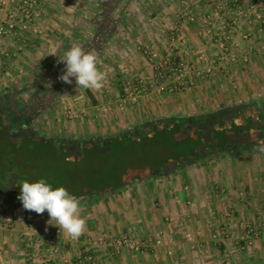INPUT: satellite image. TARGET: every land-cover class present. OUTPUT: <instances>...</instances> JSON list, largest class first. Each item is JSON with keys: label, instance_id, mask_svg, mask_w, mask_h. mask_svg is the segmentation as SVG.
Here are the masks:
<instances>
[{"label": "rangeland", "instance_id": "374dc122", "mask_svg": "<svg viewBox=\"0 0 264 264\" xmlns=\"http://www.w3.org/2000/svg\"><path fill=\"white\" fill-rule=\"evenodd\" d=\"M6 2L0 9V24L18 0ZM35 6L39 13L33 25L39 31L37 36L41 34L38 27L41 19L59 23L63 20L56 19V15L65 17L61 25L64 31L73 25L66 24L67 18L69 22L73 18L76 28H85L83 35L87 39L77 40V46L96 52L97 67L107 79L100 90L80 88L75 78L72 84H67L59 78L65 66L56 69L34 62V56L41 59L45 54L54 55L53 49L41 48L37 56L26 51L30 34L34 33L19 31L17 27L19 37H0V41L17 48L13 54L0 49V93L22 88V82L30 75L43 76L48 74L45 70L54 71L38 87L40 90L28 92L32 100L24 99L35 106L37 114L47 109L44 118L39 115L33 130L36 136L49 142H35L24 136L21 143L15 139L8 143L3 136L4 128L0 127V178L18 180L20 185L43 178L53 188L63 186L78 199H87L90 191L96 193L102 203L92 207L91 213L99 217V225L94 223L92 232L100 234L90 237V241L78 239V246L75 242L71 248L72 241L62 239V229L57 234L53 226L51 233L46 223L45 229L38 233L40 247L35 250L22 243L25 237L16 233L18 227L13 222L8 227L0 222V235L8 240L16 233L19 240L10 239L15 240L17 247L13 248H24L30 254L28 260L16 258L6 262L81 264L78 258L87 249L97 264H117L123 258L126 264H264V210L254 205L245 209L249 199L246 201L244 195L237 194L234 209L220 208L217 212L213 207L217 200L216 184H206L203 192L194 191L192 181L184 179L189 183L184 180L181 183V169L172 171L184 164L197 147L212 139L206 132L211 127H200L197 136L196 129L191 130L189 125L183 130L169 125L172 118L218 113L213 106L226 111L227 104L240 107L255 102L264 109V0H40ZM121 11L124 17L114 22ZM92 18L106 20V35L104 30L98 38L92 35ZM20 19H15L17 26ZM149 49L157 54L156 62L150 60ZM180 62L186 71L176 70ZM158 72L160 77L156 76ZM142 77L150 82L143 86L140 98L134 103L121 102L122 81L134 85ZM169 83L178 89L159 91ZM53 90H58L56 98L50 95ZM250 115L245 114L238 121L242 127H248ZM164 121L155 131L149 130L151 125L157 127ZM261 124L262 118L249 124L252 127L249 133H255L253 137L261 136L258 133L263 128ZM256 127L259 129L255 132ZM141 128L147 130L138 135ZM53 141L58 143L53 145ZM73 148L77 152L72 153ZM199 149L202 152L203 146ZM172 172L174 179L156 183L152 193L141 189L137 199L132 196L135 199L132 203L122 202L117 196L116 189L121 184L133 185ZM105 200L107 204L103 203ZM20 207L18 203L10 207L13 221L18 215L19 223L34 229L46 221L44 213L31 217L29 210L23 211L21 220ZM124 210L128 213L117 214L118 219L111 217ZM228 219H232L229 225ZM39 228L42 229L41 225ZM125 236L151 242L139 252H131L115 246ZM50 238L55 239L57 252L51 251L47 243ZM8 245L2 250L11 254ZM3 247L0 243V250ZM105 252L107 262L97 258ZM59 257H63L61 263Z\"/></svg>", "mask_w": 264, "mask_h": 264}, {"label": "crops", "instance_id": "0c3cea01", "mask_svg": "<svg viewBox=\"0 0 264 264\" xmlns=\"http://www.w3.org/2000/svg\"><path fill=\"white\" fill-rule=\"evenodd\" d=\"M69 15L70 13H68V16ZM55 17H57L56 19L60 21L61 19L63 20L65 19V17H63L62 15H56ZM67 19H68L67 23L65 22L67 25L72 24V23L74 25L73 18L71 22H69L70 18H67ZM63 20L59 23L58 21L52 22L51 20H48L47 18L46 19L43 18L39 21V24H38L39 25L38 27L41 30L40 31L41 34L39 36L30 34L32 37L31 41L25 46L26 51H28L29 53L34 52V55L37 56L38 51H40L41 48L44 49V51H49L48 46L50 47V49H53L54 55L50 53L49 55L45 54V56L41 59H37L35 56L33 57L34 62H37L39 65L41 64V66L43 67L47 66L49 68L55 67L56 69H61L65 65L64 63L59 61V57L62 56L63 53L66 52L67 50H70L72 47L78 45L77 40H75L73 37L74 36L73 30L76 29V27L73 25L71 26L69 25V28L67 29V31H64V28L62 29V26H61L62 24H64ZM0 49H2L3 51L4 50L8 51L10 54H13L14 52L16 53L17 51V48L14 44H10L2 40L0 41ZM4 64L6 63H3V65ZM0 68L2 70V67ZM4 68H6V65ZM40 72L41 71H39L38 73ZM52 72L54 71L45 70V73L46 74L48 73L47 75L42 74L43 76H40V75L37 76V73H35L32 76L30 75L26 78V80L22 82V85H21L22 88H15V89L13 88L14 90L12 89L7 93L5 92L0 93V124H1L0 127L2 129L4 128V132L1 130L3 132V136H8L9 140L13 141L15 139V142L17 141L20 143L22 142L24 136L28 137L32 141L34 140L35 142H45L46 141L40 136L38 135L36 136V134H34L33 125L37 123V119L39 118V115H41L42 117L46 116V114L44 113L47 112V109H44L43 111H40V112L38 111V114H37V111L35 110V106L34 105L30 106V103H28L24 99L26 98L27 100H32V99H29L32 97L28 98V95H29L28 92L30 91L35 92L34 89H36V91L40 90L38 89V87L43 85V82L45 83L48 77L52 75ZM58 90H53L54 92L52 91L53 93H51L50 95L53 98H56L57 97L56 93L58 92ZM23 104H26L24 108L21 107V105ZM234 105L236 104H233V105L227 104L226 107H224L226 111L221 110V108L218 106H213L212 109H217L215 111H217L218 113H221L222 111L221 115L224 118L226 114H231L229 115L230 117L227 116L225 120H228V119L231 120L234 116L233 114L237 113L238 111L243 112L244 110V111L249 112L248 108L250 110L252 108H256L257 110L260 109L261 113H263L262 124L260 125V127H263V130H264V109L261 108L259 103H255V102L248 103V104L246 103V104H242L240 107H236ZM24 118L28 119V121L30 122L29 129L32 130L33 134L36 137H30L27 134L26 135L22 134L23 126H24L22 123H23ZM224 127L225 125L219 128L223 129ZM234 135L235 133L234 134L228 133L227 138L224 140V142L219 140L218 142H215L213 144L211 143L210 139H207L206 140L207 142H205L206 148H204L201 152V158L196 160L195 163H191L190 161H187L185 162V164L186 163L188 164V162H190V164L189 165L186 164L185 166L184 165L182 166L180 170L181 171L180 175L182 176L181 183L183 182L184 179L189 180V182L192 181L190 184L193 185L194 191H200V192H203V190H205L203 186H205L206 184H207L206 186H211L213 184H216L217 186L215 187L216 188L215 195H217V197L215 196V198L217 200H215V202L213 203V207L214 209L217 210V212H219L221 209H229V210L234 209V206H236L234 202H235V197L237 194L244 195V198L246 199V201L247 199H249L247 203L245 201V203L247 204L245 209H251V207L254 205L255 207L261 208V210H264V151L260 150L262 147H264V134H263L262 139L256 140V139L251 138L254 135L251 136V133H249V130L246 131L245 129L240 128L239 131L237 132V135L235 136ZM54 143H58V142L53 141V145ZM221 143L224 145L223 152H221V146H222ZM209 153H211V155ZM192 165L194 166V168H192L193 167ZM10 177L11 176H9V178ZM171 178L172 179L175 178L173 177V173H170L166 177H158V178L153 177L152 179H149L147 181L142 180L143 182L140 181L137 184H133V185L126 184L124 187L121 188V190L117 191V196H119V199L122 202L128 201L129 203H132V201L137 199V196L141 193V189H142V192L146 191V192L152 193V191H155L154 188L156 186V183L160 184V182H166ZM198 180H200L202 183L204 182V184L199 183ZM185 182L186 184L189 183L188 181H185ZM198 183L200 186H198ZM9 187L14 188L16 193L21 191V185L19 184L18 180H15V179L7 180L6 178L5 179L0 178V216L6 215L9 218H11L10 207H15L16 204L18 203L19 206H22L18 209V211H20L19 217L22 220L23 218L22 216L24 215L23 211L26 209H24L22 202L18 199V196H16V194L13 195L12 192L9 191V189H11ZM88 194L92 196L89 199L90 201L88 203H86V201L80 202L81 203L80 215L83 219H85L86 227H85L84 234L79 237V240L83 239V240L90 241L91 239L90 237L97 236V234H100V231L97 233L92 232L93 228L95 227L94 223L99 225L98 223L99 217L96 216L97 213L96 214L91 213L92 207L95 206V204H97L98 202L99 204L102 203V201L101 199L97 197L96 193L89 192ZM114 195L115 193H111V196H114ZM132 196L136 198L134 199ZM220 196H224L225 199L221 198ZM103 203L107 204V201L105 200ZM99 207L101 208V206ZM125 211L126 210L120 213L116 212V216H111V217L118 219L117 214H121V213L127 214L128 212H125ZM29 212L32 213L30 215L31 217L32 215H35V214L38 215L34 211L29 210ZM44 215L47 216V217L44 216V219H46L45 222L43 221L40 222V217L39 216L36 217L38 222L41 223L40 225L42 229L39 228L40 225L39 226L36 225L35 227H38V228L34 229L32 227H28V224L23 225V223L22 224L19 223L18 215H17L16 221L12 220L13 226L18 227L16 230L17 231L16 233H21V237L22 235L25 237L24 238L25 240L22 243H27L28 247L33 246L35 250H38V248L40 247L39 245L40 243L38 242L40 241L39 234H41V230L43 231L45 229L46 223H47L46 228L51 229V233H54L55 228H56L55 232L57 230H61L59 229L58 226L53 224L54 221H50L51 218L48 216L47 211L44 212ZM49 222L51 223V225H48ZM230 222H232V219H228V221L226 222L227 225H229ZM30 224L31 223L29 222V226ZM118 224L120 225V221ZM33 229L34 231H32ZM26 230L27 232L30 230L29 231L30 233L28 232L29 235H26L27 234ZM62 231H63L62 239L64 241H68V240L72 241V243L70 244L71 248H73V245L75 242L78 246V243H79L78 239H72L71 237L67 238L69 237V235L63 229ZM16 233L11 234L10 239L16 237V241L19 240ZM10 239L7 240V238H3L2 235H0V243L3 244L4 246L0 250V264H8L6 262L7 260L12 261V260H15L16 258H18L21 261L22 259L28 260L29 259L28 256L30 254L24 252L25 250L24 248L23 249L13 248L17 246L15 243V240H10ZM33 243L35 246L33 245ZM5 244H9L8 248L10 247L13 253L11 252L10 254L9 251L2 250V249H5ZM64 244H66L67 247L69 245V244L67 245V242H65ZM41 245H42V242H41ZM20 246L23 247V244H20ZM48 253H49V249L47 251V254ZM106 254H107L106 252L102 253V255L100 256L98 255L97 258H100L103 262H107L108 258ZM41 255L44 256L43 254ZM49 256L50 254L46 255L47 258H49ZM58 259H59L58 260L59 263L63 261L62 260L63 257H59ZM55 261L57 263V260H54L53 262ZM118 261L119 263L117 264H126L124 258L119 259Z\"/></svg>", "mask_w": 264, "mask_h": 264}, {"label": "clouds", "instance_id": "9594fccd", "mask_svg": "<svg viewBox=\"0 0 264 264\" xmlns=\"http://www.w3.org/2000/svg\"><path fill=\"white\" fill-rule=\"evenodd\" d=\"M64 63L65 71L59 77L63 82L76 85L83 89L100 90L105 86L106 74L97 67L95 51H85L74 46L59 57ZM264 151V147L260 149ZM18 199L24 209L50 216V221L59 229H63L72 239H79L85 232L86 221L80 215V200L68 192L63 186L53 188L45 179L35 182L25 181L21 184Z\"/></svg>", "mask_w": 264, "mask_h": 264}, {"label": "built area", "instance_id": "2783aa9c", "mask_svg": "<svg viewBox=\"0 0 264 264\" xmlns=\"http://www.w3.org/2000/svg\"><path fill=\"white\" fill-rule=\"evenodd\" d=\"M6 1L7 0H0V9L4 8L5 4L7 3ZM39 1L40 0H18V2H16L14 10L10 12L0 24V37L6 39L17 38L20 36L18 30L23 32L31 31L32 33H34V35H37L39 31L37 28H34L33 25L39 18V13H37V7L35 6ZM17 17H19V19L21 18L19 21V26H17V23L15 21ZM17 27L18 30L16 29ZM147 54L151 61H157V54L155 52L149 49ZM164 65H166V62L164 63ZM160 66H162V64H160ZM186 69V66L182 62L177 64L176 70L178 72H184L186 71ZM4 74L7 76L6 71ZM156 76L160 77V73L158 72ZM149 82L150 80L147 77H142L136 80V82H134V85L131 84L130 81L123 80L121 87L123 100H121V102H125L126 100H130L133 103L136 102L137 99L140 98L139 95L144 92L143 86L148 84ZM170 87V83L166 84L165 86H161L159 88V91L166 93L168 90L172 92L173 90L178 89L177 87ZM0 222L3 224V226L8 227L11 225L12 219L6 215H1ZM56 233L59 234L60 230H57ZM149 242H151V240L142 242L132 237L125 236L119 239L116 242L117 244L115 246L118 248H126L131 252H139L140 250L145 248ZM47 243L49 244L51 251L57 252L55 248V239L50 238L48 239ZM156 244H160V241H157ZM78 259L79 263L81 264H97V261L88 254L87 249L82 252Z\"/></svg>", "mask_w": 264, "mask_h": 264}, {"label": "trees", "instance_id": "16d2710c", "mask_svg": "<svg viewBox=\"0 0 264 264\" xmlns=\"http://www.w3.org/2000/svg\"><path fill=\"white\" fill-rule=\"evenodd\" d=\"M122 16L124 17V14L121 11L120 14L117 15L118 18L116 20H113V21L114 22L119 21V19ZM91 23L92 24H90V26L93 27V29H94L93 32H92V35L93 36L95 35L94 37L98 38L99 32L103 31L106 28V24H105L106 20H103L102 18H100V19L99 18L98 19L97 18H95V19L92 18L91 19ZM83 32H84V30H83L82 27L74 29L73 30L74 39L75 40L87 39L86 35L85 36L83 35ZM108 34H109V36H111L113 33L110 30V32H108ZM103 35H106L105 34V30H104V34ZM79 37H81V38H79ZM237 111H238V109H237ZM245 114H247V115L251 114L250 116H252V119L253 120L255 119V121H256V119L257 120H261V118L263 119V113H261L260 109L257 110L256 108H252L251 112H248V111L245 112L244 110H243V112H239L238 111L237 113L233 114L234 116H233V118L231 120H229V119L225 120V118L227 116L231 115V114H226L225 118H224L221 114L215 113V114H212L210 116L207 115L206 117H198V118L197 117H187V118H178V119L177 118H172L170 120V124L169 125H171V126L175 125L174 127L176 129H178V130L179 129L183 130V127H185L186 125H189V127H192L191 130L192 129H196L194 133H196L197 136L201 132L200 131L201 130L200 127L205 128L206 126H209L211 128H210V130H208L206 132L207 133L209 132L208 134L212 138L211 139V143L213 144L215 142H218L219 140L224 142V140L227 138L228 133H230V134L237 133L240 128H243L246 131L247 130L251 131L252 129H250V128H252V127H250L249 124H251V121H253L252 119H250V121H248V127H246V128L242 127L241 126L242 124H239V122H238V121H241V118L243 116H245ZM164 124H165V121L164 122H159L157 124V127L151 125L152 127L150 126L151 129H149V130H154L155 131L156 128H158L160 125L163 126ZM190 125H193V126H190ZM223 125H225V127L223 129H220L219 127H221ZM258 129L259 128L256 127L255 132L258 131ZM145 130H147V129H145V128H143V129L141 128V130L138 129V135H140V133H142ZM149 133L151 134V131ZM258 133H260L261 136L258 135L259 136L258 138H255V137H251V138L256 139V140L257 139H259V140L262 139L263 134H264L263 128H260V131ZM254 134L255 133H251V136H253ZM131 135H132V133H131ZM127 137H131V136H127ZM132 137H134V136H132ZM5 140H7L8 143H9V141H12V140L8 139V136H5ZM46 141L49 142V140H46ZM221 145H222L221 146V152H223L224 151V148H223L224 145L222 143H221ZM201 146H203V149L206 148L205 144H201L199 147H197L194 150V152H191V154L188 156V158L185 159L186 161L184 160V164H181V165L173 168L172 171L175 172V171L181 169L183 165H186L185 162H187V161H190L191 163H195L196 160L200 159L201 158V150L199 148ZM162 176H163V173H161V174H159V175H157L155 177L158 178V177H162ZM140 181H142V180H140ZM140 181H138V182H140ZM125 185L122 186V184H121L116 190H121V188L124 187ZM90 192H92V191H90ZM89 199H90V196L88 194L87 199L80 198L79 200H80V202H85L86 200H89Z\"/></svg>", "mask_w": 264, "mask_h": 264}, {"label": "flooded vegetation", "instance_id": "af4514ba", "mask_svg": "<svg viewBox=\"0 0 264 264\" xmlns=\"http://www.w3.org/2000/svg\"><path fill=\"white\" fill-rule=\"evenodd\" d=\"M14 122V121H13ZM24 126H23V131H22V134L23 135H28V136H31V137H33V136H35L33 133H32V130L31 129H29V125H30V122L28 121V119H26V118H24L23 119V123H22ZM97 142H99V141H97ZM96 142V143H97ZM62 143V142H61ZM67 150H68V147H67ZM71 152L73 153H75V152H77V149L76 148H73L72 150H71ZM9 188H11V187H9ZM9 191H11L12 192V194L13 195H15L16 194V196H19V194H20V191L18 192V193H16L15 192V189L14 188H11V189H9Z\"/></svg>", "mask_w": 264, "mask_h": 264}]
</instances>
